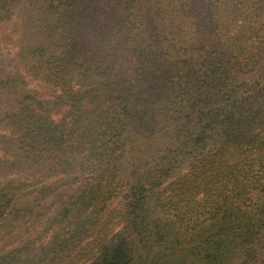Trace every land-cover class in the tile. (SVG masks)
<instances>
[{"label":"trees","instance_id":"16d2710c","mask_svg":"<svg viewBox=\"0 0 264 264\" xmlns=\"http://www.w3.org/2000/svg\"><path fill=\"white\" fill-rule=\"evenodd\" d=\"M13 16L57 95L0 112V139L57 179L0 185V264H264V0H0Z\"/></svg>","mask_w":264,"mask_h":264},{"label":"rangeland","instance_id":"374dc122","mask_svg":"<svg viewBox=\"0 0 264 264\" xmlns=\"http://www.w3.org/2000/svg\"><path fill=\"white\" fill-rule=\"evenodd\" d=\"M17 20L18 18L13 16L11 20L0 23V78L2 81L0 84V112L11 108L26 95L45 102H51L57 95V92L51 87L32 80L23 68L21 56H24L22 48H25V41L24 38L20 40L21 29ZM12 160H14L13 152L0 139V185L11 183L14 179L22 182L29 180V183L38 178H45L44 180L48 181L57 179L54 173L46 169L31 170L28 167L27 170V168L20 167L19 170H15L9 164ZM89 179L90 176H86L73 187H82L88 183ZM19 232L20 229L16 228L9 234L6 228L0 230V252L18 243Z\"/></svg>","mask_w":264,"mask_h":264}]
</instances>
